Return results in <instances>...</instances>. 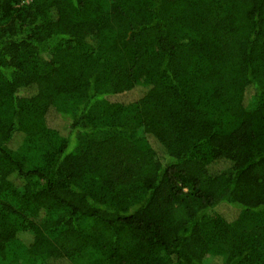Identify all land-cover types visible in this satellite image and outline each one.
Returning a JSON list of instances; mask_svg holds the SVG:
<instances>
[{"label":"trees","instance_id":"1","mask_svg":"<svg viewBox=\"0 0 264 264\" xmlns=\"http://www.w3.org/2000/svg\"><path fill=\"white\" fill-rule=\"evenodd\" d=\"M220 255L264 264V0H0V264Z\"/></svg>","mask_w":264,"mask_h":264},{"label":"rangeland","instance_id":"2","mask_svg":"<svg viewBox=\"0 0 264 264\" xmlns=\"http://www.w3.org/2000/svg\"><path fill=\"white\" fill-rule=\"evenodd\" d=\"M138 94H139V92L137 90H135L134 92H131L129 94L121 95V96L117 97V99L122 100V99H126V98H134ZM50 119L52 120V122H54V120H55L58 125H62V121L58 118L56 119V117L53 113L50 114ZM14 138L11 140L12 146H15L17 144V142L19 141L18 136H16L15 139ZM216 211L221 213L222 215H224L229 220H234L240 214L239 207H236L233 205L220 206ZM211 258H212V261L210 262V264H225V257L224 256L220 255V256L211 257Z\"/></svg>","mask_w":264,"mask_h":264}]
</instances>
